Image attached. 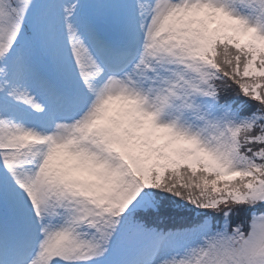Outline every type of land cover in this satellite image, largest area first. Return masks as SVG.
<instances>
[{"label": "snow or ice", "instance_id": "1", "mask_svg": "<svg viewBox=\"0 0 264 264\" xmlns=\"http://www.w3.org/2000/svg\"><path fill=\"white\" fill-rule=\"evenodd\" d=\"M0 264H264V0H0Z\"/></svg>", "mask_w": 264, "mask_h": 264}]
</instances>
